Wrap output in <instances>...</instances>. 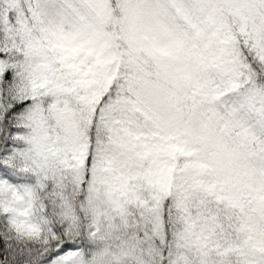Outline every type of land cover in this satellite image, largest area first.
<instances>
[{
	"label": "snow or ice",
	"instance_id": "snow-or-ice-1",
	"mask_svg": "<svg viewBox=\"0 0 264 264\" xmlns=\"http://www.w3.org/2000/svg\"><path fill=\"white\" fill-rule=\"evenodd\" d=\"M0 164V264H264V0H0Z\"/></svg>",
	"mask_w": 264,
	"mask_h": 264
},
{
	"label": "trees",
	"instance_id": "trees-1",
	"mask_svg": "<svg viewBox=\"0 0 264 264\" xmlns=\"http://www.w3.org/2000/svg\"><path fill=\"white\" fill-rule=\"evenodd\" d=\"M0 167H4V165L0 164ZM18 167H19V165H18ZM10 171H11V174L15 178L17 186H22V185L29 184V183L33 182V178L28 173L18 172L15 170H10Z\"/></svg>",
	"mask_w": 264,
	"mask_h": 264
}]
</instances>
